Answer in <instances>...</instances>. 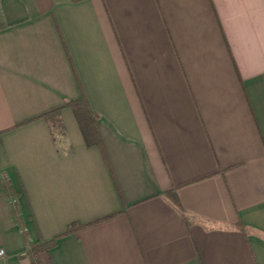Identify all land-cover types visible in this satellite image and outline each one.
Listing matches in <instances>:
<instances>
[{
    "label": "crops",
    "instance_id": "0c3cea01",
    "mask_svg": "<svg viewBox=\"0 0 264 264\" xmlns=\"http://www.w3.org/2000/svg\"><path fill=\"white\" fill-rule=\"evenodd\" d=\"M0 20V264L52 239L40 264H264V0H0Z\"/></svg>",
    "mask_w": 264,
    "mask_h": 264
},
{
    "label": "trees",
    "instance_id": "16d2710c",
    "mask_svg": "<svg viewBox=\"0 0 264 264\" xmlns=\"http://www.w3.org/2000/svg\"><path fill=\"white\" fill-rule=\"evenodd\" d=\"M4 24L5 23L2 20H0V27L4 26ZM65 105L69 106L72 109L75 118L79 124V127L82 131V134L85 138V141L89 144L95 143L98 144L100 147H102L101 139L99 137L96 126V114L90 108L85 96L81 94L78 98L70 99L66 101ZM62 106H58L56 108L50 109L41 115L47 122L52 135H55L56 133H60V134L63 133L64 126L60 116V109ZM1 181L4 189L11 197V204L13 206L12 209L14 213H17L19 208V204L15 200L17 194L15 191H13L10 181L6 176H2ZM168 194L176 204L177 208L180 211H184L179 201L177 200L175 194L171 191ZM71 228L72 227H70V229ZM53 242L54 240L52 239V240H46V241L30 244L29 253L33 257V264H40L38 258V252L42 250H46L53 244Z\"/></svg>",
    "mask_w": 264,
    "mask_h": 264
},
{
    "label": "built area",
    "instance_id": "2783aa9c",
    "mask_svg": "<svg viewBox=\"0 0 264 264\" xmlns=\"http://www.w3.org/2000/svg\"><path fill=\"white\" fill-rule=\"evenodd\" d=\"M25 230V227L23 228ZM5 255V249L3 247H0V258Z\"/></svg>",
    "mask_w": 264,
    "mask_h": 264
}]
</instances>
